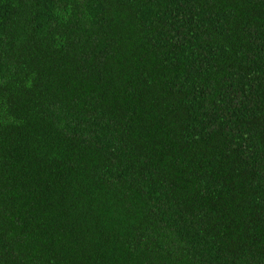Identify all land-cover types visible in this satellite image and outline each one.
I'll list each match as a JSON object with an SVG mask.
<instances>
[{
	"label": "trees",
	"instance_id": "obj_1",
	"mask_svg": "<svg viewBox=\"0 0 264 264\" xmlns=\"http://www.w3.org/2000/svg\"><path fill=\"white\" fill-rule=\"evenodd\" d=\"M0 264H264V0H0Z\"/></svg>",
	"mask_w": 264,
	"mask_h": 264
}]
</instances>
